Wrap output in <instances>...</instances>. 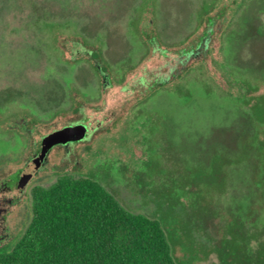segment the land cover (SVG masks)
Here are the masks:
<instances>
[{
	"label": "rangeland",
	"instance_id": "rangeland-1",
	"mask_svg": "<svg viewBox=\"0 0 264 264\" xmlns=\"http://www.w3.org/2000/svg\"><path fill=\"white\" fill-rule=\"evenodd\" d=\"M151 1L0 0V246L28 224L32 189L71 174L159 217L180 264H264L261 208L251 196L264 189V67L244 71L263 96L244 108L209 58L188 65L193 48H169L189 40L213 0H154L138 23ZM260 2L238 10L258 14ZM153 14L162 41L155 50L142 38L155 34L137 29H148ZM242 42L226 60L264 61V37ZM211 56L219 59L217 47ZM76 122L87 125L86 137L39 160L43 137Z\"/></svg>",
	"mask_w": 264,
	"mask_h": 264
},
{
	"label": "trees",
	"instance_id": "trees-1",
	"mask_svg": "<svg viewBox=\"0 0 264 264\" xmlns=\"http://www.w3.org/2000/svg\"><path fill=\"white\" fill-rule=\"evenodd\" d=\"M250 1L213 0L197 15L185 37L189 40L186 43L180 40L169 47L178 52L193 48L188 65L196 59L206 62L209 58L208 64H213L229 78L226 84L231 89L228 91L238 90L236 102L244 108L256 105L263 97L256 90L252 74L262 72L264 61L254 64L233 55L227 60L238 74L231 69L228 73L225 53L230 46L235 47L237 53L244 47L242 40L264 37V21L260 17L264 13V0L258 4V14L238 10L249 6ZM152 8H156L154 0L140 11L138 23L145 20L148 12L152 15ZM252 13L258 23H253ZM155 19L153 14L148 29L137 27L140 34L146 31L155 34L142 37L154 50L162 44ZM238 24L244 29L237 28ZM234 31L239 36L235 44L230 39V32ZM215 47L219 59L211 56ZM92 56L101 58L98 49L92 50ZM247 70L253 71L251 76L244 73ZM261 180L264 181V177ZM252 191L261 208L254 211L257 230L264 234V189H251V196ZM170 237L159 217L128 210L99 181L62 174L51 185L32 189L29 222L14 244L0 246V264H180Z\"/></svg>",
	"mask_w": 264,
	"mask_h": 264
},
{
	"label": "water",
	"instance_id": "water-1",
	"mask_svg": "<svg viewBox=\"0 0 264 264\" xmlns=\"http://www.w3.org/2000/svg\"><path fill=\"white\" fill-rule=\"evenodd\" d=\"M87 125L83 122L66 125L62 129L54 130L44 136L38 153V159L44 158L49 148L55 144H66L68 142L78 141L84 138L87 133Z\"/></svg>",
	"mask_w": 264,
	"mask_h": 264
},
{
	"label": "flooded vegetation",
	"instance_id": "flooded-vegetation-1",
	"mask_svg": "<svg viewBox=\"0 0 264 264\" xmlns=\"http://www.w3.org/2000/svg\"><path fill=\"white\" fill-rule=\"evenodd\" d=\"M84 137H86V135H85ZM69 143H70V142H69ZM67 144H68V143H67ZM20 175H21V171L19 170L15 175L12 176V180H13V179H18V178L20 177Z\"/></svg>",
	"mask_w": 264,
	"mask_h": 264
}]
</instances>
